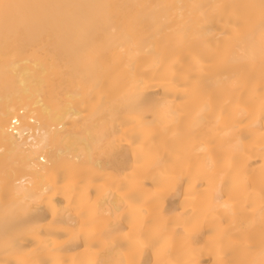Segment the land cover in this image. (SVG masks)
<instances>
[{
  "label": "bare ground",
  "instance_id": "1",
  "mask_svg": "<svg viewBox=\"0 0 264 264\" xmlns=\"http://www.w3.org/2000/svg\"><path fill=\"white\" fill-rule=\"evenodd\" d=\"M2 2L0 190L36 199L0 264H259L261 0Z\"/></svg>",
  "mask_w": 264,
  "mask_h": 264
},
{
  "label": "snow or ice",
  "instance_id": "2",
  "mask_svg": "<svg viewBox=\"0 0 264 264\" xmlns=\"http://www.w3.org/2000/svg\"><path fill=\"white\" fill-rule=\"evenodd\" d=\"M22 7L21 5L5 3L0 0V15H2L5 23L12 16V10ZM209 7L223 9L225 5H210ZM261 10H262V18H261V29L264 30V0H261ZM247 21H238L234 27L236 29H242L247 26ZM262 72H264V65H262ZM143 97L135 92L130 91L126 97V104L129 107H141L142 106ZM264 126V125H262ZM161 161H157L160 163ZM136 195L133 194L130 196V199H135ZM19 194L10 193L7 189L0 190V234H2L5 246L8 248H15L16 247V237L18 232V226L20 222L27 216L28 212L30 211V206L28 205L29 201H34L36 198L31 194H26L23 200L18 199ZM219 193H217V199H219ZM200 233H197L196 236H199ZM217 236V231L214 229L209 237L210 241L215 240ZM83 238L85 243L90 246L93 250L100 249L105 243L106 238L102 235L100 236H93L91 234L85 233L82 237L77 234L74 239L78 240ZM196 237H193V242H195ZM134 241L128 240L127 244L129 247L132 246ZM166 240H157L152 243L151 247L154 250L164 251L165 249ZM37 247L40 246L39 241H37ZM217 247L222 248V245L217 244ZM223 255H228L227 253H223ZM41 264H48V262L42 261ZM99 264H104V261H100ZM216 264H222L220 259H217ZM259 264H264V248L261 251V259Z\"/></svg>",
  "mask_w": 264,
  "mask_h": 264
}]
</instances>
